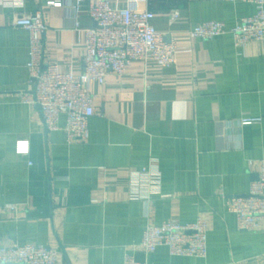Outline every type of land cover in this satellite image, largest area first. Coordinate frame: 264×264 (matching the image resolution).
Returning <instances> with one entry per match:
<instances>
[{
	"label": "crops",
	"instance_id": "crops-1",
	"mask_svg": "<svg viewBox=\"0 0 264 264\" xmlns=\"http://www.w3.org/2000/svg\"><path fill=\"white\" fill-rule=\"evenodd\" d=\"M0 0V251L16 244L55 249L58 264H264V226L238 228L226 207L246 196L264 162V41L237 47L231 33L212 41L192 35L200 24L229 30L255 15L240 1L149 0L154 27L178 47L177 63L135 62L123 76L93 83L97 113L85 143H69L67 118L46 128L28 65L31 35L14 25L20 14L43 12L45 64L81 74L84 29L95 27L73 0ZM79 25V26H77ZM262 123L244 126L245 119ZM28 143V152H18ZM155 167L159 192L134 195L133 173ZM138 195V194H137ZM13 205L15 208H11ZM205 221L208 257H174L137 248L148 223Z\"/></svg>",
	"mask_w": 264,
	"mask_h": 264
},
{
	"label": "built area",
	"instance_id": "built-area-1",
	"mask_svg": "<svg viewBox=\"0 0 264 264\" xmlns=\"http://www.w3.org/2000/svg\"><path fill=\"white\" fill-rule=\"evenodd\" d=\"M80 13L84 5L95 27L84 29L87 54L81 74L62 72L57 64H45L43 36L47 24L42 11L33 15L20 14L14 22L18 28L31 35V62L28 65L33 91L23 97L29 105L40 108L46 128L59 130V120L67 118L65 132L69 143H85L90 136L89 122L97 113L95 99L90 91L93 83L105 85L110 74L123 76L135 62H155L162 68L177 63L178 47L167 42L165 35L153 25L156 14L140 9L139 4L149 0H73ZM221 1V0H219ZM256 5L255 15L240 21L229 30L225 23L209 21L198 25L192 35L212 41L231 33L237 47L264 41V0H223ZM49 6L62 7L58 0H49ZM79 26V25H77ZM262 123L252 118L244 126ZM20 154L28 152V143H21ZM137 200L149 201L153 192H159V173L155 167L133 173ZM11 208H15L10 205ZM228 211L237 218L238 228L251 233L264 226V162L259 179L246 196L229 197ZM209 227L205 221L182 225L169 220L161 225L148 223L142 242L137 246L145 254H154L161 247L169 249L174 257L206 259L208 257ZM0 264H58L55 249L35 244H16L0 251ZM123 264H141L133 255H127Z\"/></svg>",
	"mask_w": 264,
	"mask_h": 264
}]
</instances>
